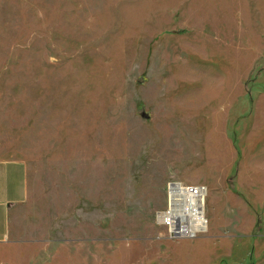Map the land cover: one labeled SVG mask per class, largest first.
Masks as SVG:
<instances>
[{"label": "rangeland", "instance_id": "374dc122", "mask_svg": "<svg viewBox=\"0 0 264 264\" xmlns=\"http://www.w3.org/2000/svg\"><path fill=\"white\" fill-rule=\"evenodd\" d=\"M0 158L39 264H264V0H0ZM174 181L197 239L159 224Z\"/></svg>", "mask_w": 264, "mask_h": 264}, {"label": "crops", "instance_id": "0c3cea01", "mask_svg": "<svg viewBox=\"0 0 264 264\" xmlns=\"http://www.w3.org/2000/svg\"><path fill=\"white\" fill-rule=\"evenodd\" d=\"M28 196L26 164L0 158V264H39L36 243L20 238L15 229Z\"/></svg>", "mask_w": 264, "mask_h": 264}, {"label": "built area", "instance_id": "2783aa9c", "mask_svg": "<svg viewBox=\"0 0 264 264\" xmlns=\"http://www.w3.org/2000/svg\"><path fill=\"white\" fill-rule=\"evenodd\" d=\"M207 192L203 185L168 183L166 206L159 215V224L171 239L194 240L208 231Z\"/></svg>", "mask_w": 264, "mask_h": 264}]
</instances>
